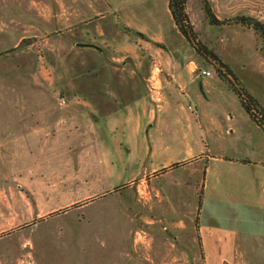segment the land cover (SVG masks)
<instances>
[{
	"label": "rangeland",
	"instance_id": "obj_1",
	"mask_svg": "<svg viewBox=\"0 0 264 264\" xmlns=\"http://www.w3.org/2000/svg\"><path fill=\"white\" fill-rule=\"evenodd\" d=\"M209 1L220 19L246 14L264 21V0ZM67 4L0 0V145H19L27 131L33 144L41 134L28 159L19 150L11 159L0 151V264H210L201 226L218 222L241 235H264L263 183L255 197L251 188L234 184L238 200L220 203L206 175L199 210L192 188L177 185L170 197L163 179L123 183L119 174L103 181L92 150H78L63 134L55 144L63 129L53 130L56 122L69 127L74 113L97 120L146 91L158 75L151 57L112 16L89 15L95 30L100 24L111 30L109 38L85 37V22L72 19ZM186 10L198 39L264 105L260 36L241 24H210L203 0H187ZM212 73L204 77L213 83L202 108L211 114L226 108L236 121H248L242 129L255 128L237 95ZM190 106L200 109L195 101ZM262 242H243L249 264H264Z\"/></svg>",
	"mask_w": 264,
	"mask_h": 264
},
{
	"label": "crops",
	"instance_id": "obj_2",
	"mask_svg": "<svg viewBox=\"0 0 264 264\" xmlns=\"http://www.w3.org/2000/svg\"><path fill=\"white\" fill-rule=\"evenodd\" d=\"M124 1L68 0L67 6L72 19L85 22L81 30L83 36L93 39H107L111 30L107 32L106 25L101 24L95 30L94 20L89 15H101V20L112 16L120 31L128 30L126 35L132 36L151 57L160 72L159 79L146 91L97 120H81L85 117L74 113L69 127L56 122L53 130L63 129L56 133L55 144L63 134L69 135L78 150H92L94 153L90 156L101 162L98 174L103 181L119 174L123 183H134L146 177L151 182L163 179L170 197L173 188L180 185L195 190L193 197H201L203 201L207 191L205 177L211 174L214 202L238 200L233 195L234 184L237 188L239 184L251 188V197L259 196L255 189L262 183L264 189V130L250 115L249 121L255 128L242 129L241 125L248 121H236V116L226 108L213 114L202 108V103L209 100L208 87L213 83L204 77L213 73L202 75L198 69L212 72L213 66L202 63L181 33L170 11L169 0ZM104 6L108 8L106 11L101 9ZM193 101L200 109L190 107ZM37 132L36 143L41 135ZM24 135L19 145L10 140L0 145V151L8 152L5 158L11 159L15 150L21 151V159L29 158V151L36 143H29L28 131ZM241 197H246V193ZM198 209L202 210V205L201 208L198 205ZM209 226L200 229L206 240L204 260L210 264H249L243 242L247 237L264 241L263 234H239L238 227L228 228L218 222Z\"/></svg>",
	"mask_w": 264,
	"mask_h": 264
},
{
	"label": "trees",
	"instance_id": "obj_3",
	"mask_svg": "<svg viewBox=\"0 0 264 264\" xmlns=\"http://www.w3.org/2000/svg\"><path fill=\"white\" fill-rule=\"evenodd\" d=\"M187 0H169V8L174 18L176 25L181 33L194 47L198 55L212 65L215 73L224 83V85L232 92H234L242 103V106L246 112L250 115L252 120L257 123L264 130V105L261 101L251 94L244 86L239 77L234 73L230 66L225 63L221 57L206 44L198 39L197 32L191 23L190 17L186 10ZM203 7L206 13V17L212 25H224V24H241L252 28L256 34H258L262 40L261 50L264 54V21L254 16L240 14L231 18L220 19L218 18L211 7L209 0H203ZM231 73L235 80L229 77ZM199 207L202 205V198L199 199Z\"/></svg>",
	"mask_w": 264,
	"mask_h": 264
},
{
	"label": "built area",
	"instance_id": "obj_4",
	"mask_svg": "<svg viewBox=\"0 0 264 264\" xmlns=\"http://www.w3.org/2000/svg\"><path fill=\"white\" fill-rule=\"evenodd\" d=\"M155 69H158L157 67H155ZM199 70V74H202V75H211V71L206 69V68H201V69H198ZM159 70H158V75L155 77L154 76V73H153V76L151 77V79H154V81H156L157 79H159ZM152 81V83L154 82ZM191 107V106H190Z\"/></svg>",
	"mask_w": 264,
	"mask_h": 264
},
{
	"label": "water",
	"instance_id": "obj_5",
	"mask_svg": "<svg viewBox=\"0 0 264 264\" xmlns=\"http://www.w3.org/2000/svg\"><path fill=\"white\" fill-rule=\"evenodd\" d=\"M229 77H230L232 80H235L234 76H233L231 73H229Z\"/></svg>",
	"mask_w": 264,
	"mask_h": 264
}]
</instances>
